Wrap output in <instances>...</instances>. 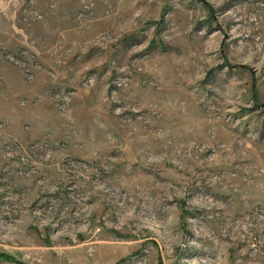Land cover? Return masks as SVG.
<instances>
[{
    "label": "rangeland",
    "instance_id": "374dc122",
    "mask_svg": "<svg viewBox=\"0 0 264 264\" xmlns=\"http://www.w3.org/2000/svg\"><path fill=\"white\" fill-rule=\"evenodd\" d=\"M0 264H264V0H0Z\"/></svg>",
    "mask_w": 264,
    "mask_h": 264
}]
</instances>
